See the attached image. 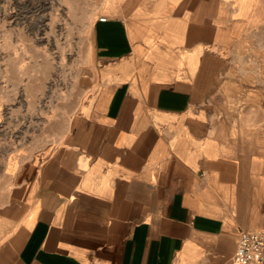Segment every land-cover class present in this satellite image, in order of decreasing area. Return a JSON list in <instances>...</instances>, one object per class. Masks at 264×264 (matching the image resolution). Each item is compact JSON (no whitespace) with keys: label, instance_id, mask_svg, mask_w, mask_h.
<instances>
[{"label":"crops","instance_id":"crops-1","mask_svg":"<svg viewBox=\"0 0 264 264\" xmlns=\"http://www.w3.org/2000/svg\"><path fill=\"white\" fill-rule=\"evenodd\" d=\"M72 10L59 84L38 102L25 82L39 118L0 177V264H239L264 230V0Z\"/></svg>","mask_w":264,"mask_h":264},{"label":"rangeland","instance_id":"rangeland-1","mask_svg":"<svg viewBox=\"0 0 264 264\" xmlns=\"http://www.w3.org/2000/svg\"><path fill=\"white\" fill-rule=\"evenodd\" d=\"M72 1L0 0V177L38 122V111L26 104L25 82L40 102L76 52L83 31Z\"/></svg>","mask_w":264,"mask_h":264},{"label":"built area","instance_id":"built-area-1","mask_svg":"<svg viewBox=\"0 0 264 264\" xmlns=\"http://www.w3.org/2000/svg\"><path fill=\"white\" fill-rule=\"evenodd\" d=\"M235 256L239 264H264V230L242 232Z\"/></svg>","mask_w":264,"mask_h":264}]
</instances>
